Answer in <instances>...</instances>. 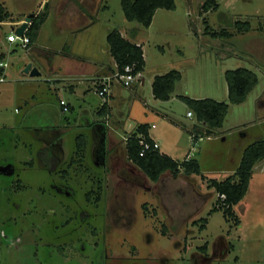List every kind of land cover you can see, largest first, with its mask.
Segmentation results:
<instances>
[{"label":"rangeland","instance_id":"rangeland-1","mask_svg":"<svg viewBox=\"0 0 264 264\" xmlns=\"http://www.w3.org/2000/svg\"><path fill=\"white\" fill-rule=\"evenodd\" d=\"M59 1L0 4L13 16H48L43 44L63 46L64 55L107 59L106 36L117 28L143 45L146 79L170 70L181 78L169 101L154 99L147 80L114 86L106 136V120L96 113L102 97L93 90L85 96L79 89L76 96L57 91L44 75L23 72L31 60L37 64L35 55L5 44L9 27H0V62L8 73L0 82V264H264V158L252 168L234 216L211 210L218 194L208 186L209 179L235 171L248 145L264 140V0H214L217 7L204 13L205 0H173V9H156L148 27L127 20L121 0H84L90 24L74 34L57 27ZM236 20L248 21L249 29L238 31ZM206 23L231 35L214 37ZM238 67L257 81L243 102L230 103L225 72ZM177 95L228 103L222 125L190 145L187 127L202 123L186 115L189 107ZM60 99L75 109L62 111ZM142 123H149L160 152L178 161L190 153L200 172H165L158 181L145 176L125 150L126 138ZM79 134L83 151L75 144ZM44 147L60 157L56 169L49 156L39 155Z\"/></svg>","mask_w":264,"mask_h":264},{"label":"trees","instance_id":"trees-1","mask_svg":"<svg viewBox=\"0 0 264 264\" xmlns=\"http://www.w3.org/2000/svg\"><path fill=\"white\" fill-rule=\"evenodd\" d=\"M121 5L127 20H135L144 27H148L151 24L156 9H173L175 6L173 0H121ZM216 7L217 4L214 0H205L201 6V10L202 13H204ZM8 17L9 14L0 4V21H4ZM45 19L46 15H43L42 12L34 13L31 17L30 23L25 31V34L30 39V43L37 37L39 28ZM235 24L238 31H247L250 27L248 21L236 20ZM205 32H209L214 37H217L219 34L224 36L231 35L230 32L223 29L220 31L211 29L208 23H206ZM106 41L109 45V52L116 63V72H123L126 65L132 66V72L134 74L140 73L143 70L145 62L143 59V51L139 44L133 43L122 36L117 28L108 32ZM0 59H2V56H0ZM1 72L0 69V74ZM180 78L181 74L177 70H170L164 74L155 75L151 83L153 96L160 100H168L174 91L176 82L179 81ZM225 78L228 83V100L230 103L243 102L247 93L257 81L253 72L244 67L227 70L225 72ZM178 96L188 105V111L190 110L193 113L196 122L202 123V125L194 123L190 128H187L190 133L201 136L205 133L206 137H209L213 129L222 125L224 115L229 106L228 103L212 98H192L185 95ZM61 106L63 107V105ZM101 107L102 109L108 107L107 99L102 102ZM98 113H101V111H98ZM148 128V123L138 124L135 131L125 140L127 159L137 166L145 176L151 181H157L160 175L167 170L173 175L177 174L180 170L185 175L193 173L198 174L200 172L198 161L191 157L178 161L168 154L160 152L159 149L150 150L144 155H139V135H143L147 140H150L148 137ZM75 144L77 150L83 151L85 148L84 136L81 134L77 135L75 137ZM44 154L53 160L51 154L47 150L41 154L43 158L45 157ZM263 158L264 140H257L244 149L240 162L234 172L222 180L209 179L208 186L213 187L218 194L216 201L218 207L214 206L211 210L214 211L217 210V208H221L224 214L234 216L233 206L244 197L249 185L252 168ZM74 160L76 161V159L72 157L70 162ZM206 220V218H202L203 223L200 228L204 226ZM200 248L205 249V247Z\"/></svg>","mask_w":264,"mask_h":264},{"label":"crops","instance_id":"crops-1","mask_svg":"<svg viewBox=\"0 0 264 264\" xmlns=\"http://www.w3.org/2000/svg\"><path fill=\"white\" fill-rule=\"evenodd\" d=\"M83 1L84 0H60L57 3V5H54L55 7H57V9H54V11H56L55 17L57 18L56 19L57 20V27L59 28V30L64 31V27H66L65 30H67V31L70 30L71 33L74 34V32H79L82 29L85 30L88 27L90 22H89V19L87 18V14H89L90 12H88V10L86 11L81 6ZM75 2L77 5L80 4V6L78 5V7H76L75 4H73ZM41 4H42V2H41ZM1 5L3 6L4 10L9 14V17L7 19H5L4 21H0V27L2 25H7L9 27V33H10V31L12 29H15L23 21L26 14H22L21 16H13L6 9V7L3 4H1ZM47 19H48V16H46L45 21L40 26L39 31H38V35L35 38V40L33 42H31L28 45V47L26 48V49H28L30 57L35 55V58L37 59L36 65H35L34 61L31 60L32 61L31 67H36L40 71V74L37 76L40 77V76L44 75V78H45L44 80L47 82L48 86H54L57 91H59L61 88L66 89L71 93V95H74V96L77 95L78 89L81 90V92H83L82 93L83 96H85L86 93L90 90L96 91L99 83L103 79H105L106 77L110 78L109 79V91H108V96H107L108 107H105L102 109V107H101L102 102H103V98H102L101 103H98V107L96 109V113L98 114V117L100 116L99 119L102 117L106 120L105 124H104V133L106 134V136H108L107 129L109 126L107 125L108 124L107 119L111 115L110 103L112 101L116 102L115 94H114L115 91H113V87L114 86H121V84H122L120 81H118L116 78L113 77V75L116 73V63H115L113 57L111 56L109 50H108V54H109L108 56L109 57L107 59H104V60L103 59L99 60L95 56H93L94 58H93V60H91L90 58L86 57V55L84 54L86 52H84V51L82 52V54H84L85 56L79 55L78 54L79 52H76V54H74V52H72L69 55H64L60 51L63 48V46L62 47L59 46V48H54V47H52L51 44H43L44 43L43 38H42V33H43V28H44L43 25L45 24ZM60 25L63 27H61ZM121 34H122V36L126 37L123 32H121ZM6 37H7V35H6ZM5 40H6L5 44L9 43V44H15L16 46H19L17 42H11L7 38ZM49 43H52L51 39H50ZM135 43L136 44L140 43L139 45L142 48L143 59L145 62L143 45L139 41L138 42L136 41ZM11 50H15V49L12 47ZM0 56H2V59H5V53L4 52H1ZM2 63H5V62H2ZM5 66L6 65L0 66V69L2 71L0 76L3 75L4 79H5V77L8 76V73L4 69ZM143 70H144V67H143ZM143 70L136 77L135 81L138 82L139 84L143 85L145 83V81L147 80V81H149V84L151 87V83H152V80L154 78L153 77L154 75L151 77H148V79H146V77L143 75ZM31 77H35V76H31ZM4 79L2 81H4ZM114 79H116L119 83L115 82L116 80H114ZM31 80H34V79H31ZM2 81H0V82H2ZM151 92H152V90H151ZM25 94L26 93H22V98H24ZM29 94L31 97H34V94H32L31 92H29ZM152 96H153V93H152ZM227 96H228V92H227ZM153 98L157 99L154 96H153ZM171 98L172 97H170L166 101L171 100ZM24 100H26L25 105H28L29 104L28 99L25 98ZM60 100H64V99H60ZM60 100H59V106H60V109L62 110ZM64 101L68 105V111L75 109V106L70 101H68V100H64ZM79 108L81 110H85L82 106H80ZM98 111H101V113H98ZM64 112H66V111H64ZM95 119L91 123L92 124V127H90L91 131L97 127V124L94 123ZM148 125H149V123H148ZM151 126H154V124H151ZM191 126H188L187 128H190ZM148 131L151 134V136L156 141L159 142V140L155 137L154 133L151 131L150 127L148 128ZM169 156L172 157L173 159H175L172 155H169ZM228 171H231V170H228ZM165 172L171 173L168 170ZM165 172H163L160 175V177ZM160 177L158 178V180L160 179Z\"/></svg>","mask_w":264,"mask_h":264},{"label":"built area","instance_id":"built-area-1","mask_svg":"<svg viewBox=\"0 0 264 264\" xmlns=\"http://www.w3.org/2000/svg\"><path fill=\"white\" fill-rule=\"evenodd\" d=\"M27 29V28H26ZM23 32V35L18 36L14 33V29L10 31L9 34H7V39L11 42H17L21 47L27 48L30 39L29 37L25 34V31ZM6 65V63L0 62V66ZM139 75V73H133L132 72V66L126 65L124 67L123 72H116L113 77L116 78L118 81H120L123 85L128 86L133 80L136 79V77ZM3 75L0 76V81H2ZM109 79L106 77L103 79L96 90L98 95L103 98V102L106 101L107 96H108V91H109ZM60 104L63 105L62 110L63 111H68V106L64 100H60ZM187 116L192 117L193 113L189 110L186 113ZM148 137L150 140H147L143 135H139V145H140V150H139V155H144L147 151L154 150V149H159V142L156 141L151 134L148 132ZM200 140L202 139L201 135L195 134V133H190L189 134V144L192 145L195 140ZM194 147V146H193ZM190 153L187 154V159L190 158Z\"/></svg>","mask_w":264,"mask_h":264},{"label":"water","instance_id":"water-1","mask_svg":"<svg viewBox=\"0 0 264 264\" xmlns=\"http://www.w3.org/2000/svg\"><path fill=\"white\" fill-rule=\"evenodd\" d=\"M34 15V13H29L26 15L23 19V21L14 29V33L18 36L23 35L24 30L28 27L31 17ZM23 72L28 73L30 76H37L40 74V71L36 67H31V63H28L24 69Z\"/></svg>","mask_w":264,"mask_h":264},{"label":"flooded vegetation","instance_id":"flooded-vegetation-1","mask_svg":"<svg viewBox=\"0 0 264 264\" xmlns=\"http://www.w3.org/2000/svg\"><path fill=\"white\" fill-rule=\"evenodd\" d=\"M48 137H54V136H48ZM59 142L58 141H55V142H50V145H52V146H56L57 144H58ZM47 144V143H46ZM45 150H47L50 154H51V156H52V158H53V163H52V165H53V168L54 169H56L57 168V165H58V162H62L61 161V159H59L60 157L58 156V155H56L55 154V149H48V147H44V148H42L41 150H39L38 151V153H41V154H43L44 153V151ZM59 149H56V151H58ZM60 150H61V148H60ZM41 154H39L40 156H41ZM70 162L68 161L67 162V165L69 164ZM133 164V163H132ZM127 175H128V178L127 179H131L132 177H131V173H127ZM135 178V177H134Z\"/></svg>","mask_w":264,"mask_h":264}]
</instances>
